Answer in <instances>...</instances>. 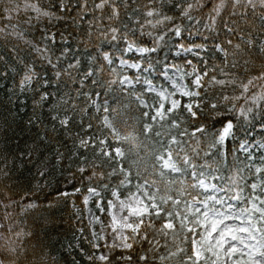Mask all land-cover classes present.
Listing matches in <instances>:
<instances>
[{
	"label": "snow or ice",
	"instance_id": "snow-or-ice-1",
	"mask_svg": "<svg viewBox=\"0 0 264 264\" xmlns=\"http://www.w3.org/2000/svg\"><path fill=\"white\" fill-rule=\"evenodd\" d=\"M0 264H264V0H0Z\"/></svg>",
	"mask_w": 264,
	"mask_h": 264
},
{
	"label": "trees",
	"instance_id": "trees-1",
	"mask_svg": "<svg viewBox=\"0 0 264 264\" xmlns=\"http://www.w3.org/2000/svg\"><path fill=\"white\" fill-rule=\"evenodd\" d=\"M69 238H70V233H69Z\"/></svg>",
	"mask_w": 264,
	"mask_h": 264
}]
</instances>
